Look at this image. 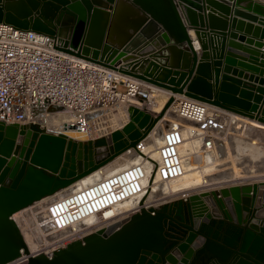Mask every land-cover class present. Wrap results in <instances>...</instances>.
I'll return each instance as SVG.
<instances>
[{
	"label": "water",
	"instance_id": "95a60500",
	"mask_svg": "<svg viewBox=\"0 0 264 264\" xmlns=\"http://www.w3.org/2000/svg\"><path fill=\"white\" fill-rule=\"evenodd\" d=\"M179 1L183 14L178 0H0V21L48 33L63 40L58 47L66 51L264 123V53L261 60L240 57L233 40L225 51V4L208 0L223 11L206 15L199 0ZM255 8L264 12L258 3ZM189 28L200 41V58ZM246 28L264 36L259 26ZM174 100L156 114L131 105L121 128L85 140L36 122L0 121V264L23 250L24 264H264V179L205 187L157 207L142 205L54 249L52 256L31 253L15 212L136 146ZM173 212L180 220L184 213L191 216L190 224L182 222L186 233L176 239L166 233Z\"/></svg>",
	"mask_w": 264,
	"mask_h": 264
},
{
	"label": "built area",
	"instance_id": "2783aa9c",
	"mask_svg": "<svg viewBox=\"0 0 264 264\" xmlns=\"http://www.w3.org/2000/svg\"><path fill=\"white\" fill-rule=\"evenodd\" d=\"M58 45H63V40L48 33L0 21V121L19 124L36 122L48 131L38 118L63 112L68 116L63 126L68 124L90 139L112 132L126 123L119 127L117 123H114L115 127L107 123L109 119L106 117L111 110L121 105L129 109L135 105L131 99L139 97L146 100L151 93L156 99L157 94L162 92L157 85L66 51ZM175 100V115L193 124L189 135L201 141L199 147L183 150L187 131L185 125L172 119L165 120L161 127L163 140L158 145L160 159L157 163L150 159L148 133L136 146L125 150L130 154L139 151L140 161L54 199L48 215L38 222V237L44 239L52 231L74 227L91 216L107 221L108 225L118 220L111 218L119 213L120 204L127 199H139L137 206L128 214L139 211L144 204H141V197L151 180L170 181L182 176L187 155H192L193 160L200 164L203 153L213 151L219 155L228 150L226 143L232 141L234 131H241L243 137L259 141L264 146V137L260 140L250 136L249 131L254 127L239 113L185 94H179ZM91 232L76 237L77 231L73 229L66 237L51 240L47 249L43 245L34 251L29 249L33 254L44 252L52 256L54 249ZM27 257L23 250L22 255L13 260L17 261L14 264L26 263Z\"/></svg>",
	"mask_w": 264,
	"mask_h": 264
},
{
	"label": "bare ground",
	"instance_id": "6f19581e",
	"mask_svg": "<svg viewBox=\"0 0 264 264\" xmlns=\"http://www.w3.org/2000/svg\"><path fill=\"white\" fill-rule=\"evenodd\" d=\"M195 42H197V46L198 45V40H196ZM156 87V86H155ZM156 89H158L156 87ZM155 89V90H156ZM159 90L165 91L168 93L167 97L168 99L171 96H179V93H174L169 89H165L163 87L159 86ZM153 92V91H151ZM153 93H151V96L149 99H140L139 97H135L132 100V104H138V106H140L142 108L143 105H146L147 110H154L155 113H159L163 110H165V106L166 104H162L159 108L155 107V104L157 102V99L153 98ZM175 103L176 100H174L172 102V104H170V106L168 107V109L166 110L164 117L162 119H160L156 125L150 130L149 134H148V147L149 144H151L152 138L154 133L157 131L158 129V137L159 140L157 142H155V144H153L152 148L150 149L149 147V155H150V159L151 161H157L160 159L159 153H158V145L162 142L163 140V136H162V130L161 127L164 124L165 120H169L167 119V115L168 113L175 109ZM144 109V108H143ZM129 111V110H128ZM120 114V113H119ZM240 117L243 118V120H246L247 123L252 126V127H256L259 128L260 130L264 131V123L249 117V116H245V115H241L239 114ZM123 116V115H121ZM68 116L63 113V112H58L55 114H49V115H45V116H41L39 117V121L42 122L43 126L48 127V131L54 132V133H66L69 137L72 138H76V139H80V140H85L87 139V136L82 134L81 132L77 131V129H75L72 126H69L68 124L63 126V122H65L68 118ZM122 118V117H121ZM126 118V117H125ZM170 118V117H169ZM178 120H174L175 123H188V121L185 122V120L180 119L179 117H176ZM127 121V120H126ZM125 123V122H124ZM123 123V124H124ZM191 125H193L191 123ZM192 128V127H191ZM191 131V130H190ZM241 133V131H239ZM186 133V132H185ZM240 133H237V131H234V135H233V139L232 141H228L226 143V147L228 148V150H223V152H221L219 155H216L213 151H208L206 153H203L201 156V163L197 164V161L193 160V156L192 155H187V162H186V169L185 172L182 176L174 179V180H170V181H165V180H159L158 178L154 181L151 180V182L149 183V187L145 190V192L143 193V196L141 197V202H144V206H148V205H158L164 201H167L169 198L174 199V198H180V197H184L185 195H188L189 193L192 192H198L203 190L205 187H207L208 189H212L214 187H219V185L224 182L221 181H225L227 179L231 180L230 182H239V181H245L249 178H254L252 177V175H247L249 171L241 170L242 168H238V171L236 172V175H231V178H227V174L232 172V159L233 157L235 158V162L237 163L236 165H240L241 163H243V159H246L245 157H251V153L260 152V157L261 154H264V148L262 147V144L259 141L256 140H249L246 139L245 137H243V135H241ZM190 136V135H189ZM195 140L194 142L188 140L187 136L185 139V142L183 144V150H186L187 148H198L200 145V140L198 139H193ZM239 141V142H237ZM240 143L241 147H238V144ZM187 151V150H186ZM263 151V152H262ZM135 154V157H133V155ZM188 154V153H187ZM207 156H209V161H206ZM126 157V158H125ZM124 158V159H123ZM141 153L139 151L133 152V153H128V152H122L121 154H119L118 156H116L114 159H112L111 161L107 162L106 164H104L103 166H100L99 168L89 172L88 174L84 175L83 177L77 179L76 181H74L73 183H71L70 185L63 187L61 189H59L58 191H56L53 194L47 195L49 197H47L46 199H44V201L46 202L45 206L46 208L43 209L41 212L38 211V222H40V220L43 217H46L50 211V205L52 203V201L58 197H62L74 190H76L77 188H80L88 183H91L93 181H95L98 178H101L103 175L117 171L125 166H127L130 163L133 162H137L140 161L141 159ZM241 159V160H240ZM240 160V161H239ZM207 164L209 165L211 171L206 172V166ZM229 170V171H228ZM250 170V169H249ZM202 171V179H199L198 181H195V176H199L198 173H200ZM264 178L263 176H259L258 178ZM256 178V177H255ZM257 180V179H255ZM259 180V179H258ZM166 184V185H165ZM221 187V186H220ZM43 199V198H42ZM41 200V199H40ZM38 201V200H37ZM139 202V199H127L125 201H123L120 206H119V213L116 214L114 217H112L111 219L115 218V219H122L125 218L126 216H128V212L131 211V209L135 206H137V203ZM130 204L128 206H126L125 204ZM30 206V205H29ZM28 207V206H27ZM26 208V207H24ZM22 208V209H24ZM21 209V211H23ZM22 216H17L18 213H16V215L14 216L15 219L18 221L24 235L25 238L27 240V243L31 249V251H34L33 249L38 247L39 243L41 244H46V245H51L52 241L55 240L57 241L58 239H61L63 237H66L69 232H71L73 229H75L77 231V235L76 237H80L79 235L82 233H88L89 231H98L101 228H104L107 226V221H101L98 219V217L96 216H91L88 218L83 219L82 221H80L79 223H77L76 225H74V227H70L61 231H57V232H53L51 233V235L49 236H45L44 239L39 237L40 241H33V244H31V240L29 241V236L31 235V232H33V230L27 226V222L22 221L24 218V216L26 215L25 212H21ZM37 227L39 228V223L37 225ZM41 230L46 231V229H42ZM38 235L40 233V230L36 229ZM52 240V241H51ZM51 241V242H50ZM39 248V247H38ZM17 261H13L9 264H14Z\"/></svg>",
	"mask_w": 264,
	"mask_h": 264
},
{
	"label": "crops",
	"instance_id": "0c3cea01",
	"mask_svg": "<svg viewBox=\"0 0 264 264\" xmlns=\"http://www.w3.org/2000/svg\"><path fill=\"white\" fill-rule=\"evenodd\" d=\"M214 1H216L218 3L225 4L228 7V11L226 13H221V11H223V9L221 7H218L214 3L209 2L208 0H199V4L201 5L202 11L206 15L210 12H214L216 15L221 13L223 15L222 17L227 21V30H225V35H226V49H225V51H227V49L229 48L230 41L233 40V41H236L238 43V46H236V47L233 46V49L235 51H237L238 53H240V55H239L240 57L242 56V57H245L246 59H249L251 56H253V57H256L257 59L261 60L262 55L264 53V48L262 46H259L257 44V41H261L264 43V36L261 34H255L254 31H252V30L251 31L247 30L246 26L248 24H251L253 27L259 26L260 28L264 29V12H260V11L256 10V8H255V3H258L262 6H264V0H241V1L240 0H214ZM178 3H179V9L183 14V12H184L183 7H185L184 6L185 4H184V2H182V1L180 2L179 0H178ZM184 20L186 22L185 17H184ZM239 21L243 22V24H244V26L242 28L238 27ZM207 22H208V19H206V23ZM217 30L218 29H216V31ZM189 33L191 34V36L194 39L198 40L194 28H189ZM233 33H236V34L234 35ZM220 38H219V40H220ZM250 39H252V42H249ZM195 43H197V42H195ZM215 43H217L216 39H215ZM198 45L199 46L197 47V51H198V56L200 58V55H201L203 50H202V47L200 45L199 40H198ZM162 48H160V49H162ZM154 49H155L154 52H152L151 54H155V52L158 50L156 48H154ZM160 53H162V52H160ZM151 54H147L145 56H150ZM145 56H140V57H145ZM151 57H153V56H151ZM162 59H166V58L162 57ZM239 59H241V58H239ZM238 67L240 69L245 70V71L247 69L244 66H240V65ZM163 92H165V91H163ZM165 93H167V92H165ZM262 158H264V157H262ZM263 164H264V162H263ZM262 173H264V165H263L262 172L259 174H262ZM230 174L231 173L227 174V176H228L227 178L232 177ZM255 179L260 180V179H264V178H258V177L255 178L254 177V178H249L245 181H239V182H237V181L236 182H233V181L230 182L231 180L227 179L225 181H221L224 183L223 184L221 183L219 185V187L226 185V184L231 185L233 183H242V182H246V181H254Z\"/></svg>",
	"mask_w": 264,
	"mask_h": 264
},
{
	"label": "rangeland",
	"instance_id": "374dc122",
	"mask_svg": "<svg viewBox=\"0 0 264 264\" xmlns=\"http://www.w3.org/2000/svg\"><path fill=\"white\" fill-rule=\"evenodd\" d=\"M167 96V95H166ZM166 96H165V93H163V91L161 92V93H158L157 94V97H156V99H157V102H156V104H155V107H160L162 104H164L165 105V103H166V101L168 100V98L166 99ZM166 99V100H165ZM135 105H138L137 103L135 104ZM142 108H144L145 110H147V107H146V105H143L142 106ZM129 109H127L125 106H123V105H121V106H118V107H116L115 109H113V110H111V112H109L108 113V116L106 117V119L108 118L109 119V121H107V123H111V124H114V123H117L116 125H118V127L120 126V125H122L124 122H127L128 120H129V115H130V113H129V111H128ZM148 111H150L152 114H156L155 112H154V110H148ZM120 113V114H119ZM121 115H123V116H121ZM122 117V118H121ZM126 117V118H125ZM170 117V118H169ZM177 116L175 115V113H174V111L173 110H171L169 113H168V115H167V119H173V120H178L177 118H176ZM127 120V121H126ZM114 121V122H113ZM186 122V121H185ZM107 123H105V124H107ZM115 124L112 126V127H115L116 126ZM184 125H185V128L187 129V131H186V136H187V138H188V140H189V142L190 141H192V142H194L195 140H192L191 139V137L189 136V134H190V130L192 129L191 127H193V125H191V123L190 122H188V123H184ZM163 127V126H162ZM158 129H157V131L154 133V135H153V138H152V141H151V144H149V147H150V149H151V147L153 146V144H155V142H157L158 140H159V137H158ZM249 135L250 136H252L253 138H259L260 140L261 139H263V137H264V131L263 130H260L259 128H256V127H254V128H251L250 129V131H249ZM246 139H249V138H246ZM237 142H239V141H237ZM238 147H241L240 146V143L238 144ZM262 147L264 148V146L262 145ZM264 151V150H263ZM262 151V152H263ZM261 152V151H260ZM260 152L258 153V155H257V152H254V153H251V157L249 156H247V157H245L246 159H243L242 161H243V163H241L240 165H236L237 163L235 162V158L233 157V159H232V172H231V175H233V178H234V175H236V172L238 171V168H242L241 170H243V168H244V170H246L247 169V171H249L248 172V174L247 175H252V177H259V176H262V175H264V173H262V174H259V173H261L262 172V170H263V162H264V158H262V157H264V154H261V156L262 157H260ZM135 157V154L133 155V157L132 158H134ZM126 158V157H125ZM124 159V158H123ZM209 156H207V158H206V161L208 162L209 161ZM241 160V159H240ZM239 160V161H240ZM246 168V169H245ZM250 169V170H249ZM206 172H209V171H211V169H210V167H209V165L207 164V166H206V170H205ZM250 173V174H249ZM199 174V176H195V181L197 180H199V179H202V171L200 172V173H198ZM250 175V176H251ZM261 178V177H260ZM263 178V177H262ZM166 185V184H165ZM47 196V195H46ZM44 196V197H42L41 198V200L40 199H38V201L36 200V201H34L32 204H30V206L28 205V207L26 206V208H24V209H22L23 211H21V209L20 210H18L17 212H15V215H16V213H18L17 214V216H22L23 215V213H21V212H25V216H24V218H22L23 220L22 221H25V222H27V226H29L32 230H33V232H31V235L28 237L29 238V241L31 242V244H33V241H40L39 240V237H38V233H37V231H36V229H37V224H38V219H37V217H39L38 216V211H42L43 209H45L46 208V206H45V204H46V202L44 201V199H46L47 197H49V196ZM126 206H128V205H130V204H125ZM19 214H22V215H19ZM14 215V216H15ZM40 245H43V247L45 248V249H47V248H49V245H46V244H41V243H39V245H38V247L40 246ZM29 246V245H28ZM38 247H36V248H34L33 250H35V249H37ZM30 248V247H29ZM25 262L24 261H22L21 263H19V264H24Z\"/></svg>",
	"mask_w": 264,
	"mask_h": 264
},
{
	"label": "flooded vegetation",
	"instance_id": "af4514ba",
	"mask_svg": "<svg viewBox=\"0 0 264 264\" xmlns=\"http://www.w3.org/2000/svg\"><path fill=\"white\" fill-rule=\"evenodd\" d=\"M172 216V223L167 224L166 233L167 237L176 239L178 236H184L186 233V226H184L182 222L190 224L191 216L188 213H184V218L182 220H180V218L174 212L172 213ZM146 255L147 260L151 258V253Z\"/></svg>",
	"mask_w": 264,
	"mask_h": 264
}]
</instances>
